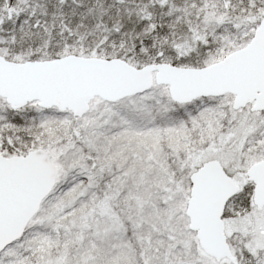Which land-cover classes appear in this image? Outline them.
<instances>
[{
    "label": "snow or ice",
    "instance_id": "obj_1",
    "mask_svg": "<svg viewBox=\"0 0 264 264\" xmlns=\"http://www.w3.org/2000/svg\"><path fill=\"white\" fill-rule=\"evenodd\" d=\"M0 264H264V0H0Z\"/></svg>",
    "mask_w": 264,
    "mask_h": 264
}]
</instances>
